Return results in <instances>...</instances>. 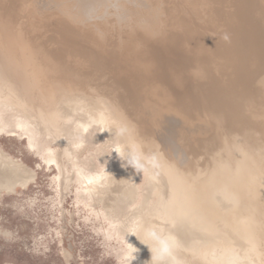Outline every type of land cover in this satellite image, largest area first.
I'll use <instances>...</instances> for the list:
<instances>
[{"label": "rangeland", "instance_id": "rangeland-1", "mask_svg": "<svg viewBox=\"0 0 264 264\" xmlns=\"http://www.w3.org/2000/svg\"><path fill=\"white\" fill-rule=\"evenodd\" d=\"M59 1L0 0V264H264V0Z\"/></svg>", "mask_w": 264, "mask_h": 264}, {"label": "bare ground", "instance_id": "bare-ground-1", "mask_svg": "<svg viewBox=\"0 0 264 264\" xmlns=\"http://www.w3.org/2000/svg\"><path fill=\"white\" fill-rule=\"evenodd\" d=\"M61 1V0H60ZM59 1V2H60ZM105 1V0H104ZM107 1V0H106ZM68 3V2H67ZM134 3V2H133ZM98 4H100V3H98ZM137 4V3H136ZM66 6V5H65ZM88 8V7H87ZM121 9V8H120ZM89 9H88V11H87V13H89ZM123 11V10H122ZM85 14V13H84ZM90 14H92V12L90 11ZM119 14V13H118ZM121 14V13H120ZM68 15V14H67ZM128 17V16H127ZM122 21H123V19H122ZM121 21V22H122ZM120 22V23H121ZM113 36V35H112ZM117 37V36H116ZM75 67V66H74ZM71 68V67H70ZM36 77H37V75H36ZM36 80V79H35ZM28 87V86H27ZM26 88V87H25ZM160 126V125H159ZM158 130V129H157ZM254 155H255V153H254ZM240 163V162H239ZM19 171H21L22 172V180L20 181V179H19V182H14L15 181V177L18 175V173H19ZM244 172V171H243ZM159 173L160 174H162L163 176H165L164 178H166L165 180H167L168 179V175L166 174V171H163V170H159ZM245 174V173H244ZM246 175V174H245ZM26 176V177H25ZM24 177L26 178V179H24ZM247 177V176H246ZM30 180V173H29V171H28V169L26 168V167H24L23 165H20L18 162H15L14 160H12L11 158H9L8 156H6V155H4L3 153H1L0 152V190H5V191H8V190H10V188H12V187H10V186H15V185H17V184H22V183H24V182H26V181H29ZM164 180V181H165ZM168 181V180H167ZM170 182V181H169ZM248 183V182H247ZM181 184H183V183H181ZM174 184H172V186H173ZM165 186H166V184H165ZM168 186V185H167ZM181 186V185H180ZM180 186H179V188H177L178 190H180ZM167 189H168V187H167ZM182 189V188H181ZM177 191V190H176ZM183 193V192H182ZM181 194V193H180ZM187 195V194H186ZM165 196V195H164ZM184 196V195H183ZM187 196H189V195H187ZM166 199V198H165ZM172 204V203H171ZM108 205V204H107ZM167 206V205H166ZM192 211H196V212H201V213H203V209L201 208V207H199V205L197 206V208H193V210ZM224 216H225V214H224ZM179 218V217H178ZM228 219H229V216L227 217ZM203 219L204 218H202L200 221L202 222L203 221ZM227 219V220H228ZM179 220V219H178ZM224 220V219H223ZM234 220V219H233ZM200 221H198L197 223H196V225H198V227H196L195 226V229L196 230H198L199 229V227H200ZM207 222H209V221H207ZM234 223H236L235 221H234ZM205 225V224H204ZM204 225H202L203 227H204ZM208 225V224H207ZM228 226H229V228H230V230L232 231V235L231 236H226V240H229L230 242L232 241V242H234V243H244V240L243 239H247L246 238V236L244 235H242L241 233H239L238 232V230H237V227H235L234 225H231V224H227ZM184 227V226H183ZM182 228V227H181ZM222 229V228H221ZM180 230V229H179ZM179 230H177V231H179ZM186 230V229H185ZM185 230H183V231H185ZM206 230V229H205ZM204 230V231H205ZM180 232V231H179ZM206 232H208V230H206ZM193 233V232H192ZM197 233H198V231H197ZM213 233V232H212ZM246 233V232H245ZM184 234V237L185 238H189V237H191V236H189L187 233H186V231L183 233ZM206 234H208V233H206ZM197 235V234H196ZM214 235V234H213ZM223 235V237H224V235L225 234H222ZM195 236V235H194ZM194 236H192V237H194ZM216 236V235H215ZM196 237H199V236H196ZM208 238V237H207ZM225 238V237H224ZM186 240V239H185ZM182 242V241H181ZM186 243V242H185ZM182 246V245H181ZM184 246V245H183ZM184 249H187V248H185V247H183ZM187 250H191L190 249V247H189V249H187ZM147 257V256H146ZM143 258H145V256L143 257ZM149 261H150V259H149ZM150 263V262H149Z\"/></svg>", "mask_w": 264, "mask_h": 264}, {"label": "crops", "instance_id": "crops-1", "mask_svg": "<svg viewBox=\"0 0 264 264\" xmlns=\"http://www.w3.org/2000/svg\"><path fill=\"white\" fill-rule=\"evenodd\" d=\"M22 172L21 171H19V173H18V175L15 177V181L14 182H19V179H20V181L22 180L21 178H22ZM26 177V176H25ZM25 177H24V179H25ZM26 182H28V181H26ZM25 182V183H26ZM16 186V185H15ZM0 191H5V190H0Z\"/></svg>", "mask_w": 264, "mask_h": 264}]
</instances>
